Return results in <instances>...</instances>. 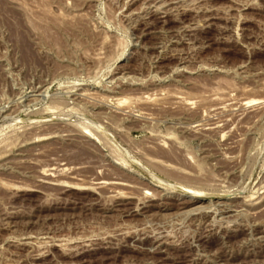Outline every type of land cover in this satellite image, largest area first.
Masks as SVG:
<instances>
[{
  "label": "rangeland",
  "instance_id": "obj_1",
  "mask_svg": "<svg viewBox=\"0 0 264 264\" xmlns=\"http://www.w3.org/2000/svg\"><path fill=\"white\" fill-rule=\"evenodd\" d=\"M262 195L264 0H0V264H264Z\"/></svg>",
  "mask_w": 264,
  "mask_h": 264
},
{
  "label": "bare ground",
  "instance_id": "obj_2",
  "mask_svg": "<svg viewBox=\"0 0 264 264\" xmlns=\"http://www.w3.org/2000/svg\"><path fill=\"white\" fill-rule=\"evenodd\" d=\"M61 117V116H60ZM57 119V118H56ZM153 166V165H152ZM150 170V169H149ZM149 170H146L149 174H152V176L153 177H155L156 179H158V180H156L158 183H160V184H166L167 185V183H162V182H164V181H160V179L162 180V178L161 177H159L158 175H155L154 173H151V171H149ZM178 187H180V186H178ZM146 189H147V187H146ZM184 190H185V192H187V193H189L190 195H191V197L193 198V199H197V198H199V197H201L202 195H205V194H202V193H200V192H196V191H190V190H188V189H186V188H183ZM264 199V196L262 195V197L261 196H259V197H257L256 198V200L255 201H262ZM255 201H253V202H251L250 204L251 205H254L255 203H258V202H255ZM255 202V203H254ZM190 203V202H189ZM188 204V203H187ZM250 204H245L246 206H248V205H250ZM257 205V204H256ZM227 212V211H226ZM226 212H223V213H226Z\"/></svg>",
  "mask_w": 264,
  "mask_h": 264
}]
</instances>
